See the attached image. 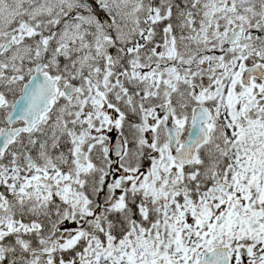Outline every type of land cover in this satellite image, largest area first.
<instances>
[{
    "label": "snow or ice",
    "instance_id": "6c2138e0",
    "mask_svg": "<svg viewBox=\"0 0 264 264\" xmlns=\"http://www.w3.org/2000/svg\"><path fill=\"white\" fill-rule=\"evenodd\" d=\"M0 264H264V0H0Z\"/></svg>",
    "mask_w": 264,
    "mask_h": 264
}]
</instances>
